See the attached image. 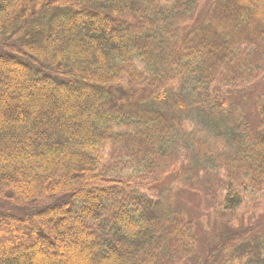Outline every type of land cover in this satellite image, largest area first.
<instances>
[{
	"label": "trees",
	"instance_id": "trees-1",
	"mask_svg": "<svg viewBox=\"0 0 264 264\" xmlns=\"http://www.w3.org/2000/svg\"><path fill=\"white\" fill-rule=\"evenodd\" d=\"M200 1L0 0V264L196 259L156 191L183 140V165L224 169L190 182L209 176L226 221L197 264H264V237L229 226L264 203V90L252 131L224 98L264 80V4L218 0L183 33ZM189 120L229 155L189 145Z\"/></svg>",
	"mask_w": 264,
	"mask_h": 264
},
{
	"label": "rangeland",
	"instance_id": "rangeland-1",
	"mask_svg": "<svg viewBox=\"0 0 264 264\" xmlns=\"http://www.w3.org/2000/svg\"><path fill=\"white\" fill-rule=\"evenodd\" d=\"M217 1L218 0H201L193 22L183 27L182 32L188 33L196 29L197 26L201 24L207 11ZM248 1L259 2L260 5L264 4V0ZM263 90L264 80H261L259 84L249 90L231 93L228 94V97H224L241 110L245 118L249 121V129L251 131L259 124L256 103ZM60 105L61 103L58 105V110L59 107L61 108ZM50 109L56 110L53 105H50ZM183 125L187 126L186 134H190L192 144L189 141V145L194 147V143H198L194 147L195 149L198 147L202 148L205 155L214 158H217L218 154L222 155V153H224V155H229L226 139L217 138L215 133L206 130L204 126L199 124L196 120H189V122L186 123L183 122ZM182 143L183 149L179 152L177 151L176 156L175 153L168 156L167 159H165L164 156H157L161 158L162 161L156 170V176L163 173L157 184V200L161 205L169 208L173 213L186 220V222L190 223L193 227L194 235L197 238V258L188 260L186 264H197L198 260H200L199 258L206 256L208 248L215 246L218 241V232L222 228L226 229V227H224L226 221H224V226L219 220L216 221L215 203L221 199V191L217 188H212L215 183L210 181L209 176L202 177L201 179L204 180L201 183L190 184V182L194 180L195 176L201 173L214 175V170L219 171V179H224V169L222 165L214 164L197 165V168H194L195 165H183L181 156L183 155L182 152L186 150L184 148V145H186L185 140H183ZM187 155H189V153ZM214 161H220V163H222L220 159ZM210 188L212 189L210 190ZM0 207L9 209L2 204H0ZM229 226L232 231H236L237 228L240 229L248 226L252 228L249 235L253 236L260 234L264 237V203L254 212H242L238 210L237 213L234 214L232 223Z\"/></svg>",
	"mask_w": 264,
	"mask_h": 264
}]
</instances>
